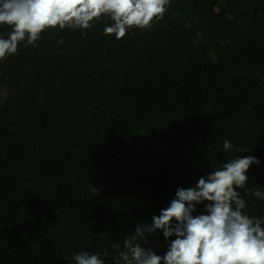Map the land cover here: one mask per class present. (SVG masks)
<instances>
[{"label":"trees","instance_id":"obj_1","mask_svg":"<svg viewBox=\"0 0 264 264\" xmlns=\"http://www.w3.org/2000/svg\"><path fill=\"white\" fill-rule=\"evenodd\" d=\"M105 23L48 30L0 62V264L80 251L114 264L113 245L177 188L239 155L260 160L247 185L264 191V0H171L119 41ZM225 139L247 152L224 153ZM147 239L165 254L161 233Z\"/></svg>","mask_w":264,"mask_h":264},{"label":"clouds","instance_id":"obj_2","mask_svg":"<svg viewBox=\"0 0 264 264\" xmlns=\"http://www.w3.org/2000/svg\"><path fill=\"white\" fill-rule=\"evenodd\" d=\"M171 0H0V25L11 31L0 37V62L18 55L23 44L35 47L48 30H91L95 21L107 17L103 34L119 41L130 30L149 31L162 20ZM247 152L223 141V152ZM260 160L236 156L207 172L195 187L177 188L175 197L150 223L136 224L133 232L113 245L114 264H264V216L249 215L243 189L264 201V191L248 187L251 165ZM203 205L204 212L197 213ZM161 233L168 245L158 255L147 245L149 235ZM174 237V239H173ZM107 253L80 251L72 264H105Z\"/></svg>","mask_w":264,"mask_h":264}]
</instances>
